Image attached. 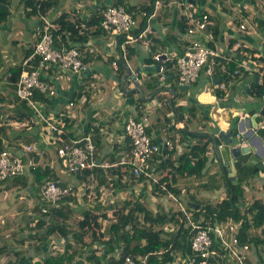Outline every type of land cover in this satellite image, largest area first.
Here are the masks:
<instances>
[{"label": "crops", "instance_id": "obj_1", "mask_svg": "<svg viewBox=\"0 0 264 264\" xmlns=\"http://www.w3.org/2000/svg\"><path fill=\"white\" fill-rule=\"evenodd\" d=\"M11 2L12 4H10ZM11 2L7 4L10 11L8 17L0 21L1 95H8L9 89L4 86L9 83L8 70L20 64L26 51L34 43L35 25L38 18L34 14L27 16L17 0ZM110 2L111 0H58L56 6L60 5V7L57 9L55 18L63 12H68L71 20L78 17L89 20L95 14L98 15L102 12ZM122 2L126 7L134 10L150 8L149 18H147L148 27L137 33H131V39L124 34L113 35L103 30L93 33V27L86 44L87 49L89 47L94 48L93 52L88 53L90 60H88L87 69L79 73H64L53 68L48 73L43 74V78L54 87L55 93L52 96L48 95L47 100L43 97L37 98L41 112L48 119V122L54 125H60L64 121L63 128L66 138H79L90 134L96 144V159H98L97 166H99L97 174L90 168L91 170L86 177L81 179L76 177L77 180L74 181V184L82 180L86 182L88 188L92 189L90 198L85 193H81L67 197L59 205H67L74 209H78L80 206L91 207L99 214V229L101 231L105 230L111 217L115 220L113 210L127 206L129 202V207L136 204L142 205L154 213L159 211V208L165 211V208L166 212L173 218V214L179 211V207L175 210L167 206V203L162 206L161 202L158 201L161 196L167 194V197L187 208H192L191 205H195V200H192L189 206L184 205L180 200L181 189L186 188V186H188V190L191 188L187 182L181 180L183 175L181 177L176 176L175 182H171L172 186L178 189L177 194L173 192V188L164 192L156 188L154 184L163 175L171 173V168L167 169L170 164L162 167L161 163L166 157L170 156V161L175 160L179 154L190 150L196 140L191 139L189 135H202L211 139V146L207 152L209 162L205 173L199 177L202 179L204 176V179L195 185L205 189L215 186L217 188L219 184L225 185L226 191L222 192L221 198L216 201L227 197L229 186L227 180H232L227 179L223 174L219 159L222 161L232 159L235 154L232 149L234 145H248L249 150L246 153L236 155L233 166H235L238 176L234 180L239 181L244 198L247 200L243 202V205L248 209L246 205L248 203L250 209L251 200L248 197L250 188L252 187L251 191H254L253 187L258 190L264 188V167H258L257 172L254 171V167L262 161L254 153L257 152L262 158L264 157V128L257 127L264 113V95L255 90V87L261 85L264 76V8L261 9L257 6L255 0H191L193 13L201 11L210 15L212 23L208 28L214 35L216 48L225 55L231 56V62L235 63V68L241 60H245V55H242L240 50H247L253 55L254 63H249H253L258 72L257 76L245 71L239 75L227 76L223 80L226 84L225 89H220L213 84L215 81L212 82L204 73H200L189 89L179 91L176 90L178 85L177 70L171 62L164 73V80L158 79L156 70L138 73L139 85H137L141 91H132L130 89L135 87L136 83L129 75H126L128 67L135 71L137 67L152 64L155 51L178 55L179 50H184L191 41L192 35L186 30L182 33L179 29V21L182 17L184 19L186 17L183 6L177 0H122ZM137 18L140 21L142 16L138 14ZM240 23H244L246 27L241 29ZM13 29H15L14 33H12ZM18 37H21V40ZM237 41L241 42L240 48L235 47ZM10 45H16L20 48L19 60H13V57L6 52V46ZM121 80H124L125 86L121 85ZM167 88L175 89V97L171 101L173 104L169 102L172 93ZM12 105L7 104L3 107L2 111L5 110L3 116H5L7 109L11 113ZM146 106L150 109L149 112L144 109ZM191 106L195 108V119L191 121L187 118V121L182 122L183 127H177L176 123L181 119L179 112L182 111L190 115L187 109ZM141 114L148 116L146 124L148 133L157 141L161 139L162 132L166 133L171 138L174 148L170 155L166 151H161L149 159L146 167L149 176L145 174H141L142 176L133 175L131 169L128 166L121 167L122 164L117 167L121 163L120 160H123L129 153L130 139L126 137L124 124L128 117H140ZM252 115H255V126H249L248 120L245 119V117ZM153 117L154 120H152ZM5 122L10 123L9 133L10 130L21 131L23 127L30 132L33 140L28 143H34L39 151L42 161L41 169L48 165L54 173L53 178L61 179L66 183L71 181L67 177V174L70 173L62 171L60 162L56 158L57 144L52 141L56 133L47 124L36 121L30 122L29 119L11 120L9 118H6ZM173 135H177L176 139ZM210 135H214L216 147ZM243 135H248V137L245 138ZM233 139L234 142L231 145ZM111 158L115 161L111 162ZM111 165L119 171V179L118 174L112 177V172L108 169ZM248 173V178L243 180L241 174ZM35 175L34 173H25L3 180L0 182V193L13 185V191L17 193L14 196L16 199L24 196H20L19 193L25 192V196L32 195L34 192L40 196L38 189L40 182L36 180ZM211 176L218 177L219 182L209 181L207 183ZM204 183L208 185H201ZM165 185L166 183L163 181L161 187L164 189ZM254 198H259V196ZM39 199L35 200L26 214L17 210L14 215L16 222L3 220L0 212L2 233L8 235L13 228L21 227V225H24V230L28 232L22 234L27 237L23 241L19 235L18 237H7V241L0 239V244L6 242V244L16 246L0 252V264H29L31 261L40 258L42 253L46 251L42 249L35 251L30 245L35 241L28 238L32 232L27 229H30L29 226L37 218L34 206L41 203ZM2 207L3 205L0 203V210ZM103 213H106V216L102 215ZM78 215L79 213H76L74 218H78ZM136 217L141 218L142 213L138 211ZM176 222L174 219L165 222L169 223L165 230L167 232L172 231L173 234L177 233L179 225ZM13 223H16V226H13ZM184 227H186L185 224ZM252 233L254 235V227ZM107 238L108 235H105L101 239ZM85 239L86 242L90 243L88 235H85ZM16 242L18 243L16 244ZM20 242H22L21 245ZM60 244L61 241L58 240L55 247H59ZM261 245L264 246V243ZM16 248L21 250L20 254L15 253ZM120 248L121 245L118 243L107 246L101 242H95L86 248L88 251H85V254L93 251L95 255L102 256L105 262L110 257L118 255ZM186 254H181L180 251L174 252L176 257L171 264H181ZM248 256H245L247 264H260L258 260L260 257H264L259 252V246H254L252 256ZM136 257L141 258L142 256ZM232 261L230 259L231 263H233ZM72 264H96V262L86 260L83 254H79Z\"/></svg>", "mask_w": 264, "mask_h": 264}, {"label": "built area", "instance_id": "obj_2", "mask_svg": "<svg viewBox=\"0 0 264 264\" xmlns=\"http://www.w3.org/2000/svg\"><path fill=\"white\" fill-rule=\"evenodd\" d=\"M177 1L183 6L188 23L186 31L192 35V39L180 55L166 52H156L154 54L155 61H159L156 64L158 65L156 70L158 79H165L166 63L174 59L172 64L177 70L178 84H192L197 80L201 70L213 82V77H220L221 72H226V63L231 61L232 58L220 52L214 45V35L208 28L212 23L210 15L201 11L193 13L191 0ZM37 8L36 17L38 18L35 25V40L32 50L20 63L19 75L14 83L15 91L18 97L28 103L35 111L36 115L30 117L29 121L47 124L56 133L52 138V141L57 144L55 149L56 158L60 162L62 171L73 174L77 170L92 168L97 165L96 144L90 134L79 138H66L63 128L64 121L60 125L49 123L41 112L40 103L35 99L34 92L39 90L49 96L54 95V87L42 77L43 74L48 73L53 68H57L64 73H79L87 69L89 62L82 59L81 51L75 46L66 48L54 45L53 30L57 26L45 16L40 4ZM137 24L138 19L133 13L125 10L124 5L118 3V0H111L103 11L101 26L103 31L110 34H124L131 39L130 30ZM239 27L244 29L246 25L240 23ZM235 47L240 48L241 42L237 41ZM87 50L93 52L94 48L89 47ZM240 52L245 55V60H241L232 72H227L228 76L239 75L242 71L257 76L258 72L253 65V55L245 49H241ZM152 64L155 65V63ZM148 79H150L149 76ZM213 84L220 89L226 87L221 78ZM147 122L148 116L141 114L140 117H128L124 124L125 134L130 139V149L128 155L120 162L129 165L132 174L136 176L141 174L149 176L150 174L146 170L149 159L163 150L168 153L173 149V142L166 133L157 141L147 132ZM182 122L183 120L180 119L177 121L176 126L183 127ZM257 127L264 128V113ZM20 148L19 151L9 147L0 149V182L25 173H40L41 155L35 144L22 143ZM38 189L41 199L55 206H58L67 197H73L81 193H85L90 198L92 191L83 180L74 184L49 177L40 183ZM86 190L88 191L86 192ZM246 205L248 208L247 218L251 224L249 237L253 238V221L248 203ZM47 209V206L41 207L43 212ZM220 216V213L216 211L209 213L206 209L198 210L195 214L194 209L187 208L182 204L179 205V211L173 214V219L184 223L188 228L187 238L191 250L186 254L181 264H216L214 258L218 255L229 257L235 264H247L245 256H252L253 247H256L257 244L251 239L244 242L240 241L239 233L242 228V219H235L232 216L228 217V215L226 216L228 217L227 220H219ZM213 244L223 249V254H220ZM145 262L146 255L141 258H134L131 254H127L123 260V264H144ZM218 264L229 263L222 260ZM260 264H264V261Z\"/></svg>", "mask_w": 264, "mask_h": 264}, {"label": "trees", "instance_id": "obj_3", "mask_svg": "<svg viewBox=\"0 0 264 264\" xmlns=\"http://www.w3.org/2000/svg\"><path fill=\"white\" fill-rule=\"evenodd\" d=\"M3 2L6 4L10 3L9 0H4ZM118 3L124 5L122 0H118ZM20 4L23 7L24 13L27 16H30L37 14L38 4H40L43 12L46 13L51 7L58 4V0H20ZM124 7L125 10L133 13L136 18L138 17V14L142 16V19L140 21L138 20L139 25L137 24L131 28V33H137L147 26V18H149L148 15L150 8H139L138 10H134L133 8L126 7L125 5ZM103 11L98 13V15L95 14L89 20L84 17H78L75 20H71L68 12H63L58 15L53 20L57 26L56 29L53 30L54 45L56 47L64 46L66 48L75 46L81 51L82 59L88 62V60H90V55L88 54L89 52L86 48L88 37L90 36L91 29L93 27V33L103 30L101 26ZM8 14L9 9L3 10L0 8V21L5 20L8 17ZM179 25L180 31L184 33L188 26L187 20L182 17L179 21ZM189 44L190 42L187 44V46ZM185 49L179 50L177 54H182ZM31 50L32 46L26 51L25 56H27ZM156 52L157 51L154 53L156 54ZM152 59V63H159V61H155L154 57H152ZM171 62L174 63V59L173 61H168L166 66H168ZM234 69L235 63L231 61L227 62L226 72L224 71L220 73L221 80H225L228 76L227 72H232ZM119 70L122 71V69ZM19 71L20 64L8 70L9 83L4 85L9 89L8 95L0 94V149L3 147H9L19 151L21 149L20 147L22 143H28L33 140V136H30V132L25 130V127H23L21 131L10 130L9 133L8 129L10 123L5 122L6 118L11 120H21L30 119V117L36 115L33 108L28 103L21 100L16 94L14 83L18 78ZM203 72L204 71L201 70V74ZM255 90H258L262 95L264 94V76L262 78L261 85L255 87ZM34 97L35 99H41V97H43V99L47 100L48 95L40 92L39 90H35ZM7 104H13L11 108L12 110L11 113H9V110L7 109L5 116H3L5 110H2ZM187 110L189 111L190 115L183 113L182 111L179 112L180 118L184 122L187 121V118H189L191 121L195 119V108L191 106ZM185 126H187L186 123ZM189 136L191 139L194 138L196 140L195 144L191 146L190 150L182 152L177 158H175V160L170 161V156L166 157L161 163L162 167H165L166 164L169 163V166L171 167V173L169 175H163L154 184L156 185L157 189L164 192L167 189L172 190L173 188V192L177 194L178 189L173 187L171 183L175 182L177 175H194L196 177H200L205 173L207 164L209 162L207 152L211 146V139L202 135ZM126 137L128 136L126 135ZM172 150H174V148ZM163 151L165 152L166 150ZM168 153V155H170V153L172 154V151ZM110 160L111 162L115 161L113 158ZM121 164L130 168L129 165L123 163H119L117 167H119ZM91 169L94 170L95 174H97L99 166H93ZM91 169H80L73 174H76L77 177L81 179L86 177ZM108 169L111 170L112 177L115 174H118L119 179V171H117L112 165L109 166ZM161 173H163V171H161ZM241 175L242 179L245 180L248 178L249 173ZM47 176H49V178L54 177V173H52L51 168L48 165L42 168L41 172L35 175V178L41 183L47 178ZM163 181L166 183L164 189L161 187V183ZM227 184L229 185L227 197L220 199L215 203H202L199 200H195L194 204H199V207H194L195 205H191L192 209L195 210V214H197L198 210L201 209H206V211L209 213L216 211L221 214V216L218 218L219 220H227V218L230 216L235 219H242V228L239 233L240 241L244 242L251 239L257 244V246H259L258 243H264V200L262 198H251L250 214L253 221L254 235L253 238H250L249 228L251 224L247 218V209L244 205L241 206V209L239 207V203L243 204L245 200L240 183L238 180H227ZM201 185L207 186L208 184L204 183ZM235 190L238 191L235 192ZM42 206H47V211L43 212L41 210ZM129 206L130 202L127 204V206L125 205L115 208L113 210L115 220L111 217L110 222L106 226L105 230L101 231L99 229V214L91 207L84 208L80 206V208L74 209L67 205H50L45 201L35 205L34 211H38L40 216L34 219V223L29 226V232H32V234H30L28 238L31 241L38 242H32L30 244L33 246L35 251L40 249L46 251L42 253L40 258L31 261L29 264H72L75 261L76 256L79 254H83L86 260H90L94 263L96 262V264H123L124 257L127 254H131L134 258H137L136 256L138 255L142 257L146 255V262L144 264H171V262H173L176 257L174 252L177 253L180 251L181 254L191 252L189 241L187 240L188 228L184 227V223L177 221L178 223H176L179 225V228L177 233L173 234L172 231L167 232V230L161 227L165 222L173 219L172 216H170L166 211H161L162 213H158L160 211H157L155 212L156 216L154 217L153 214L155 213L150 209L143 207L142 205L136 204L133 207ZM138 211L142 213V217L139 219L136 217ZM73 213H79V217L75 222L71 221V219L74 218ZM102 215L106 216V213H103ZM259 227L261 228L259 229ZM1 231L2 229L0 228V239L5 240L7 237H18L19 235L23 241L27 237L22 234L28 233L24 230V225L13 228L8 235L6 233H2ZM86 233L89 234L90 243L85 241ZM105 235H108V238L101 239ZM58 240L61 241V244L59 247H55V243H58ZM95 242H101L107 246H113L114 243H118L121 245L120 252L118 255L110 257V259H107L105 262L103 261L102 256L95 255L93 251H89L85 254V251H88L86 248L90 247ZM17 243L18 242H16V244ZM19 244L21 245L22 242ZM14 246L15 245L6 244V242H4L0 244V252ZM213 246L219 250L220 254H223V249L218 248L216 244H213ZM45 247L46 249H44ZM20 252L21 250L16 248L15 253L20 254ZM214 259L216 264L222 260H225L229 264H235L233 261V263H231L228 257H223L221 255L216 256ZM258 261L262 263L264 261V257H260Z\"/></svg>", "mask_w": 264, "mask_h": 264}, {"label": "rangeland", "instance_id": "obj_4", "mask_svg": "<svg viewBox=\"0 0 264 264\" xmlns=\"http://www.w3.org/2000/svg\"><path fill=\"white\" fill-rule=\"evenodd\" d=\"M9 1L11 2L12 0H9ZM255 1L257 2V6L261 7V9L264 8V0H255ZM17 2H18V4H20V0H17ZM10 4H12V2ZM11 6H13V5H11ZM59 7H60V5L51 7L45 13L47 18H49L50 20H53V18H55V16L57 15V9ZM252 7L255 8L254 5H252ZM9 13H10V11H9ZM14 32H15V29H13L12 33H14ZM18 39L21 40V37H18ZM19 49L20 48L16 47V45L6 46V52L9 53L11 57H13V60H19V58H20V54L18 53ZM144 109L147 112L150 111V109H148L147 106ZM152 120H154V117L152 118ZM162 134H164V132H162ZM173 137H174V139H176L177 135H173ZM176 143H178V142H176ZM121 167H126V166L121 165ZM170 168H171L170 166L167 167V169H170ZM257 170H256V172H257ZM179 176L181 177L182 175H179ZM67 177H68V180L69 181L71 180L70 182H72V183H75L74 181L77 180L76 174H67ZM203 179H204V176L201 179L199 177L196 178V176H194V175L193 176L185 175V177H183V176L181 177V180L183 182H187L188 185L191 187L189 190H188V186H186V188L183 187L181 189L182 191H181L180 200L184 205L189 206V203L192 200H199L202 203H208V202L213 203L217 199L221 198L220 195L222 194V192L224 193L226 191V186L223 184H219L217 186V188L215 186L214 188H209V189H205V188H201V187L196 186L197 185L196 183L200 182ZM209 181L218 183L219 178L215 177V176H211L210 180H207V183ZM234 182H236V181H234ZM250 189L252 190V187ZM251 190L248 193L249 194L248 197L250 200H251L250 197H256V196H259V198H262L264 200V188H263V190H262V188H261V190H258L256 187H253L254 191H251ZM25 193H19L20 196H23V195L24 196L16 199L14 196H16L17 193H16V191H13V185H10L8 187V190L3 191V193H0V203L3 205L0 212H1L3 220L7 219L9 221H15L16 222V219H14V215H15L17 210H21L26 214L29 212V207H31L34 204L36 199L40 198L39 200L41 203H42V201H44L43 199H41L40 196H38V194L36 192H34L32 195L30 194L29 196L28 195L25 196ZM166 195L167 194H164L163 196H161V199H159L158 201L161 202L162 206H164V204L167 203V206L172 207L173 209L177 210L179 207V203L177 201H174L173 199L167 197ZM245 201H247V200H244V202ZM242 205H243L242 203H239L240 209H241ZM160 209L161 208H159L160 212H158V213H162L161 211H163V210H160ZM164 210L167 211L165 208H164ZM35 216L36 217L40 216L38 211L37 212L35 211ZM74 216H75V214L73 213V217ZM153 216L155 217L156 213L153 214ZM21 219H23V218H21ZM77 219L78 218H72L71 221L75 222V221H77ZM13 224H14L13 226H16V223H13ZM168 226H169V223H164L162 228L167 229ZM27 230H29V229H27ZM85 235H88V237H89L88 233H86ZM258 245H259V252L262 253V255H264V250H263L264 246L263 245L260 246V243H258Z\"/></svg>", "mask_w": 264, "mask_h": 264}, {"label": "water", "instance_id": "obj_5", "mask_svg": "<svg viewBox=\"0 0 264 264\" xmlns=\"http://www.w3.org/2000/svg\"><path fill=\"white\" fill-rule=\"evenodd\" d=\"M4 0H0V8L3 9V10H7L8 9V5L6 3L3 2ZM158 68V65H154V64H149V65H142L140 67H137L135 69V71H132L131 68H127L126 69V75H129V77L131 79H133L136 83V86L131 88L130 90L134 91V90H140L141 91V88L138 86L139 85V80L137 79V75L138 73H140L141 71H148V70H157ZM213 81L215 82H218L220 80V77H213L212 78ZM138 84V85H137ZM121 85L125 86L124 85V80H121ZM191 87V83H183V84H178L177 85V89L176 90H179V91H184V90H187ZM171 93H172V96L170 97L171 99H169V102L170 104L172 103V98L175 97V89H171V88H167ZM142 93V92H141ZM254 116L255 115H252V116H247L245 117V119L248 120V125L249 126H255L256 125V121L254 119ZM251 131H252V127H251ZM245 138L248 137V135H243ZM210 137H212V139L214 140V146L216 147V140H215V137L214 135H210ZM233 142H234V139L231 140V145H233ZM232 149L234 150L235 154H234V157L232 159H229V160H226V161H222L221 159H219V163H220V166H221V169H222V172L223 174L226 176L227 179H236L238 178L237 174H236V170H235V166L234 165V162L235 159H236V155L238 153H246L248 150H249V147L248 145H234L232 147ZM254 155L259 158V159H262L261 163H258L257 166L254 168V171H256L259 168H263L264 167V157L262 158L260 154H258L257 152L254 153ZM96 163H98V159H96ZM79 171V170H77ZM195 207H199V204H195ZM33 250V248H32Z\"/></svg>", "mask_w": 264, "mask_h": 264}]
</instances>
